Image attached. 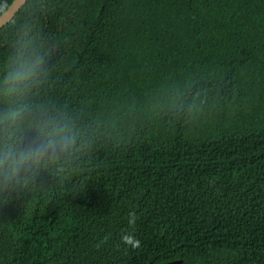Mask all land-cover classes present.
Wrapping results in <instances>:
<instances>
[{
  "label": "trees",
  "instance_id": "16d2710c",
  "mask_svg": "<svg viewBox=\"0 0 264 264\" xmlns=\"http://www.w3.org/2000/svg\"><path fill=\"white\" fill-rule=\"evenodd\" d=\"M25 32L46 63L22 102L75 145L0 178V264H264V0H27L0 84Z\"/></svg>",
  "mask_w": 264,
  "mask_h": 264
},
{
  "label": "clouds",
  "instance_id": "9594fccd",
  "mask_svg": "<svg viewBox=\"0 0 264 264\" xmlns=\"http://www.w3.org/2000/svg\"><path fill=\"white\" fill-rule=\"evenodd\" d=\"M17 43L19 46L13 64L3 77L0 92L21 102L0 113V131L10 138L17 122L30 113L36 132L31 142L14 141L5 144L0 151V178L5 185L19 181L21 173L27 174L43 162L57 159L75 145V134L67 124L53 116L31 112L29 106L22 102L21 98L27 96L43 72L46 57L31 47L32 41L27 32L19 37ZM135 219L136 213L133 212L130 223H134ZM107 239L105 237L101 243L107 242ZM121 241L132 249L141 246V241L128 232L121 235Z\"/></svg>",
  "mask_w": 264,
  "mask_h": 264
},
{
  "label": "water",
  "instance_id": "95a60500",
  "mask_svg": "<svg viewBox=\"0 0 264 264\" xmlns=\"http://www.w3.org/2000/svg\"><path fill=\"white\" fill-rule=\"evenodd\" d=\"M27 0H13L8 8L0 15V28L11 20L16 12L26 3ZM183 259H173L159 264H181Z\"/></svg>",
  "mask_w": 264,
  "mask_h": 264
}]
</instances>
